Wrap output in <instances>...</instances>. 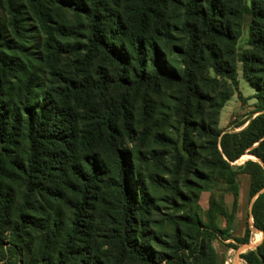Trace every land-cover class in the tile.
I'll use <instances>...</instances> for the list:
<instances>
[{
    "label": "trees",
    "instance_id": "1",
    "mask_svg": "<svg viewBox=\"0 0 264 264\" xmlns=\"http://www.w3.org/2000/svg\"><path fill=\"white\" fill-rule=\"evenodd\" d=\"M246 14L250 50L240 55ZM239 62L259 107L230 133L217 119L233 92L214 95L215 84L238 85ZM161 88L173 90L168 103L150 97ZM246 153L258 161L237 165ZM168 156L181 176L143 171ZM241 173L262 232L241 258L264 264V0H0L3 257L22 260L26 247L41 264H225L212 242L230 238ZM204 179L222 181L232 210L212 196L207 221L189 205L168 220L170 239L156 233L159 201L180 210ZM250 232L235 240L249 243ZM96 235L113 246L112 261Z\"/></svg>",
    "mask_w": 264,
    "mask_h": 264
},
{
    "label": "rangeland",
    "instance_id": "2",
    "mask_svg": "<svg viewBox=\"0 0 264 264\" xmlns=\"http://www.w3.org/2000/svg\"><path fill=\"white\" fill-rule=\"evenodd\" d=\"M253 0H246L247 4L251 5ZM60 19H66L69 21H72L73 18L70 15L61 14L59 16ZM250 24H251V15L246 14L244 17V25H243V33L240 39L237 43L238 52L240 55L245 53L246 51L250 50V46L248 45L249 40V34H250ZM212 78L214 77V74L211 73ZM225 87V88H224ZM227 89L226 91H232L233 95L227 100L221 110L219 117L217 119V126L224 130L225 132H238L241 129H243L247 124L248 120L256 115L255 111L259 107L258 99L256 98V91L255 89L250 85V83L247 81V79L244 76L243 72V64L239 62L238 64V85L234 86L230 82L224 79H218V82L215 84V92L214 95L217 94L218 91L222 89ZM173 90L169 88H161L160 92H153L151 93L150 97L152 100H154L157 103H168L170 100V94L172 95ZM243 123V124H242ZM241 124V125H240ZM193 139L196 141L197 146H199L202 143H206L204 139H201L200 141L196 139V136L193 137ZM198 149V148H197ZM200 151V157L198 161L200 162L201 158L204 155L203 150ZM249 153L244 154L239 160H237L235 163L237 165L244 163L248 159H253L255 161H258L256 157H248ZM252 156V155H250ZM170 156L166 157L164 160L165 167H160L161 165L156 164L152 167L148 168L146 166L143 167V171H149V170H155L158 171L165 179L173 180V178L179 177L181 175H174L173 174V161ZM234 164V163H232ZM201 163H198V166L200 167ZM205 171L209 172L208 168L205 167ZM249 175L245 173H241L238 175V183L240 185V199L243 198L246 199L245 203L242 205L239 203L238 207L235 209L237 220L234 224V232L231 231L230 227L226 231V236H229V240L226 242H222L219 240H213L212 246L214 247L216 253L218 256L225 260V264H246L245 261L241 258V254L246 252L249 249H252V247L257 246L262 240L259 236V241H256L258 238V230L253 226V218H250V210L249 205L250 201H252L254 198L248 197L249 193ZM200 184L203 186L204 190H201L200 196L198 199H191L189 201H182V209L176 210L172 206L169 205V203L160 200V211L156 214H154L152 217L155 219V224H153V229H155L156 233H161L162 236L165 239H170L169 235H171L173 226L168 221L170 218H172L176 214H185L187 213V208L189 205L193 207L195 212H197L198 216H200L204 221H207V218L205 216V212L209 209L210 206V199L212 196H215L217 199L220 198L221 195L225 197V194L223 192V185L222 181L214 182L211 180H201ZM150 185L151 189L156 191L155 195H168V193L165 190H161L160 188H157L156 186ZM186 190V189H185ZM195 202V203H194ZM200 207L201 210H198L196 206ZM252 208V207H251ZM232 210V206H231ZM230 211V209H229ZM217 223L221 226L226 224V220L218 216ZM249 226L251 229L250 232V242L249 243H238L235 238L241 237L238 236L244 234L245 227ZM222 227V226H221ZM184 232H186V229H182ZM33 233L35 235H40L41 230H33ZM262 236V234H261ZM90 237V236H89ZM96 238L98 240V246H99V252L101 255H103L106 259L109 261L113 260V246L111 244H108L105 241V238L96 235ZM228 243H235L238 244L236 248L229 247ZM8 244L5 243L3 248H5ZM248 245L251 247L249 248ZM154 248L156 249H163L162 247L156 245L153 243ZM31 249H34V243H31L30 246ZM32 253H29L28 250L24 249V253L22 255V260H18L17 256L15 254H8L3 257L2 248L0 246V255L3 257V260L0 261V264H41L40 262H36L32 260ZM122 264H132L128 259H124V262ZM135 264V263H133ZM161 264H168V262H163Z\"/></svg>",
    "mask_w": 264,
    "mask_h": 264
},
{
    "label": "crops",
    "instance_id": "3",
    "mask_svg": "<svg viewBox=\"0 0 264 264\" xmlns=\"http://www.w3.org/2000/svg\"><path fill=\"white\" fill-rule=\"evenodd\" d=\"M250 179V178H249ZM247 197V196H246ZM246 197L245 198H243L242 200L240 199V201H239V203H241L242 205L245 203V200H247L246 199ZM248 197H249V193H248ZM224 200H225V202H226V204H227V206H228V208L231 210V206H232V204H233V195L231 194V193H227V194H225V197H224ZM251 207H252V201H250V205H249V210H250V218L252 217V215H251ZM237 215H236V213L233 215V219H232V222H231V231L232 232H234V224H235V222H236V220H237ZM222 227H225L226 226V224L225 225H223V223H222V225H221ZM245 229H246V227H245ZM259 232V231H258ZM244 234H242V235H240V233L238 234V236H243ZM249 248H251V247H249ZM253 248H255V247H252V249Z\"/></svg>",
    "mask_w": 264,
    "mask_h": 264
},
{
    "label": "water",
    "instance_id": "4",
    "mask_svg": "<svg viewBox=\"0 0 264 264\" xmlns=\"http://www.w3.org/2000/svg\"><path fill=\"white\" fill-rule=\"evenodd\" d=\"M248 155H252V154H248ZM252 156H254V155H252ZM255 157V156H254ZM258 230V229H257ZM259 231V230H258ZM259 232H261V231H259ZM262 233V232H261ZM258 245V244H257ZM248 247H250L249 245H248ZM256 247V246H255Z\"/></svg>",
    "mask_w": 264,
    "mask_h": 264
},
{
    "label": "bare ground",
    "instance_id": "5",
    "mask_svg": "<svg viewBox=\"0 0 264 264\" xmlns=\"http://www.w3.org/2000/svg\"><path fill=\"white\" fill-rule=\"evenodd\" d=\"M248 157H253V156L248 155ZM259 236H260V233H259ZM260 238H261V236H260Z\"/></svg>",
    "mask_w": 264,
    "mask_h": 264
}]
</instances>
